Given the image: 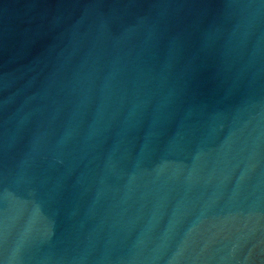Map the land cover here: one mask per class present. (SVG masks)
I'll use <instances>...</instances> for the list:
<instances>
[{
    "label": "water",
    "instance_id": "1",
    "mask_svg": "<svg viewBox=\"0 0 264 264\" xmlns=\"http://www.w3.org/2000/svg\"><path fill=\"white\" fill-rule=\"evenodd\" d=\"M0 264H264V0H0Z\"/></svg>",
    "mask_w": 264,
    "mask_h": 264
}]
</instances>
